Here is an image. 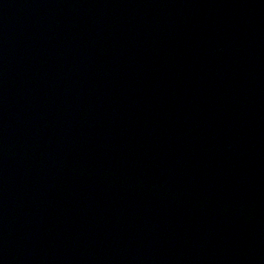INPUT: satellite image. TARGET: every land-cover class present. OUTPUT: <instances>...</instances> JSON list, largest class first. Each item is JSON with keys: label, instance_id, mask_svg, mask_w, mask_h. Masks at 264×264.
Returning a JSON list of instances; mask_svg holds the SVG:
<instances>
[{"label": "water", "instance_id": "obj_1", "mask_svg": "<svg viewBox=\"0 0 264 264\" xmlns=\"http://www.w3.org/2000/svg\"><path fill=\"white\" fill-rule=\"evenodd\" d=\"M0 264H264V0H0Z\"/></svg>", "mask_w": 264, "mask_h": 264}]
</instances>
